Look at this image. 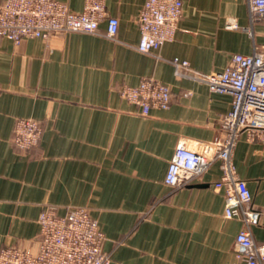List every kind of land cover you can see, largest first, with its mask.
<instances>
[{
  "label": "crops",
  "instance_id": "1",
  "mask_svg": "<svg viewBox=\"0 0 264 264\" xmlns=\"http://www.w3.org/2000/svg\"><path fill=\"white\" fill-rule=\"evenodd\" d=\"M4 0H0V4ZM73 12L84 0H57ZM146 0H104L118 19L114 39L71 33L14 45L0 39V249L37 250L38 215L86 207L117 264H232L239 219L223 216L224 197L212 189L217 163L187 186L164 183L181 139L215 143L231 96L174 75L172 59L198 73L221 72L234 54L264 49V19L251 24L247 0H183L173 41L140 53L138 15ZM235 25V28H227ZM152 77L170 89L167 109L147 116L119 96L122 85ZM42 125L37 146L16 149V120ZM259 222L250 227L264 243V143L242 132L233 152Z\"/></svg>",
  "mask_w": 264,
  "mask_h": 264
},
{
  "label": "built area",
  "instance_id": "2",
  "mask_svg": "<svg viewBox=\"0 0 264 264\" xmlns=\"http://www.w3.org/2000/svg\"><path fill=\"white\" fill-rule=\"evenodd\" d=\"M183 0H146L137 18L140 53L157 52L173 41L182 16ZM251 24L264 19V0H247ZM106 21L103 36L114 39L118 19L107 17L104 0H84L76 13L57 0H4L0 4V39L14 45L26 39L48 40L71 33L97 34L99 23ZM235 28V25H227ZM174 75L205 84L209 91L229 94L231 109L220 120L223 137L215 143L181 139L167 165L164 183L169 187L187 186L212 164L217 163L220 178L212 189L224 197L223 216L239 219L242 229L234 239L232 264H264V243H256L250 227L258 224L260 213L253 208L246 182L237 175L233 152L239 136L264 143V49L250 55L234 54L218 73L193 71L188 61H171ZM121 99L139 108L147 116L151 109H167L170 104L168 85L147 77L136 86L122 85ZM42 125L33 118L15 122L11 143L21 151L37 146ZM37 250L8 246L0 249V264H117L103 248L105 236L86 207H68L59 214L47 206L38 215Z\"/></svg>",
  "mask_w": 264,
  "mask_h": 264
}]
</instances>
